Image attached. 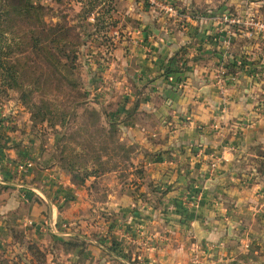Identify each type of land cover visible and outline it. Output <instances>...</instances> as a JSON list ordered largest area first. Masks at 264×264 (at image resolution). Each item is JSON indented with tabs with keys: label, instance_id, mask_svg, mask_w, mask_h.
<instances>
[{
	"label": "crops",
	"instance_id": "1",
	"mask_svg": "<svg viewBox=\"0 0 264 264\" xmlns=\"http://www.w3.org/2000/svg\"><path fill=\"white\" fill-rule=\"evenodd\" d=\"M167 1L188 18L160 15L141 0H108L124 30L108 34L110 54L84 64L87 103L116 126L126 143L119 149L130 147L125 167L78 183L49 156L54 142L50 148L23 129L25 120L0 110V187L36 221L56 225L53 237L80 248L54 260L264 264V38L221 18L264 21V0ZM7 122L15 125L8 131ZM27 162L29 171L18 172Z\"/></svg>",
	"mask_w": 264,
	"mask_h": 264
},
{
	"label": "rangeland",
	"instance_id": "2",
	"mask_svg": "<svg viewBox=\"0 0 264 264\" xmlns=\"http://www.w3.org/2000/svg\"><path fill=\"white\" fill-rule=\"evenodd\" d=\"M34 1L46 7L43 19H46L47 22L66 24L72 28L70 33L68 32L65 37V39L69 41V44L65 47L67 51L75 48V45H73L75 42L82 43L81 46L79 45L76 47L79 53L76 61L77 69L73 78H77L78 81L86 87V82L84 80L86 74L84 64L86 61L88 62L87 59H89V57L87 56H90L91 60H94L95 56H103L105 53L103 50L105 51L106 49L107 39L109 40L111 37L108 34L113 33L112 31L115 29H117L118 33H121L124 30L126 19L124 21L118 19L114 13H111L107 9L110 5L108 0H96L93 8L87 13L88 16L85 19H83L86 14L84 11L85 9H89L87 5L81 9L79 4H72L70 0ZM86 1L84 2L87 4L88 2ZM77 2H81V0H77ZM104 4L108 6L105 7ZM91 17L93 20L89 21L88 18ZM262 18L264 19V17ZM80 25L82 26L79 28L78 26ZM26 29L27 28L20 24L14 27H7L6 29L0 27V51L2 53L10 50L13 52L10 60L12 64H14L13 62L16 58H20L21 61L19 62L21 64L26 63L27 59H24V56L29 55L32 58V62L28 65L33 66L36 64L37 66L34 77L42 72L43 74L40 75L38 84L46 88L42 92H35L34 90L31 92L29 89L35 87V81L28 78L23 82L21 80L22 76L17 75V84L18 82H22V84L25 85L23 86L24 92L22 91L21 93L20 90L13 89V87L12 89L8 88L0 77V110H4L5 117L7 115L11 117V113L14 112V115L18 117L20 123H24L23 120H25L23 129L30 131L33 135H36L37 138L40 137L45 141L44 143L48 144L51 148L55 139L64 132V128L60 126L59 118L53 122L55 125L53 127V124L51 125L49 120H42L37 108L33 107V103L38 102V99L42 97L45 101L49 102V104H52L55 109H58L63 107L67 96L73 98L75 93L66 87H64V90L61 92L57 90L56 86L58 82L53 79L48 72L47 65L44 63L45 61L42 60L41 56L37 57L33 51L20 54L21 52L19 51L24 49L23 43L21 44V42L24 40L23 31ZM37 29L39 30V28ZM83 32H87V34L82 36ZM62 44L64 45V43ZM61 59L66 63L64 58ZM48 74L50 79H52L49 84L46 83L49 81L48 78L45 80ZM86 94H88V91ZM85 108L87 110L86 112L95 109L89 104H87ZM83 109L84 108H79V110H77V118L73 119L72 116L67 117L68 121H66L65 125L68 130L65 129V132L68 133L67 135H70L72 132L77 131L78 127H82L86 124L85 127L88 130L90 138L85 135V141H82L80 137L74 138L73 140L71 137H65V139L59 142L58 146L55 147L54 145L48 152L49 156L54 158L60 167L67 172H69L67 163L74 164V170L70 173L78 183L83 182V178H86L88 175L102 172L103 170H109L118 162L122 163L125 167V158L128 156V151L130 149V147H126L128 150H125L127 151L119 149V147L125 146L126 143H119L117 129L113 123L108 122L106 125L103 121L95 118L89 120L87 115L80 117V115L84 114ZM2 118L3 116L0 117V121H2ZM4 125L7 131L15 126L10 122ZM16 126L18 127V123ZM90 139L93 140L94 149H90L89 153L84 152L82 157H73L72 153L81 152L79 150L82 148L81 146L89 147L91 145L88 142ZM39 141L40 139L37 140V143H39ZM78 142H81V146L78 145ZM62 146H65L66 149L61 156L59 152L62 150ZM61 157L63 158L61 159ZM17 168L18 166H16V169ZM28 171L29 169H25V172ZM97 188L96 186V189ZM11 194L12 193H8V189L0 187V264H67L60 260H54V257L58 256V258H60L61 254L65 255L67 252L74 250L73 246L64 243L71 242L70 238L65 235H59L58 238L53 237L50 228L56 231L53 227L56 225H52L48 219H44L41 222L36 221L37 219L31 216L32 214L29 215L30 211L27 210L25 205L17 204L19 203L18 200L13 201L12 198L15 197ZM16 204L18 206H16ZM24 216H27L25 221H23ZM95 220H102V216H98ZM95 220L91 222V225H96ZM61 228L62 230L68 228L67 223H61ZM80 231H82V229H80ZM95 233V231L89 232V236L95 238ZM110 249H112V247H110ZM77 250H80V248L77 247Z\"/></svg>",
	"mask_w": 264,
	"mask_h": 264
},
{
	"label": "trees",
	"instance_id": "3",
	"mask_svg": "<svg viewBox=\"0 0 264 264\" xmlns=\"http://www.w3.org/2000/svg\"><path fill=\"white\" fill-rule=\"evenodd\" d=\"M84 1L81 0L79 3L80 8L82 9L85 5H87L89 6V9H85L84 13L86 14L84 15L83 19L87 18V13L91 11L96 0H87V4ZM104 6L107 7L108 5L106 6V4H104ZM45 8L46 7L41 3L34 0H0V27L6 29L7 27H14L15 25L20 24L21 26L27 28L25 31H23L24 40L21 42V44L23 43L24 49L19 51L21 52L20 54L33 51L37 57L41 56L42 60H44V63L47 65L48 72L53 77V79L58 82V85L56 86L57 90L61 92L64 90V87H66L75 93L73 98L67 96L63 107L58 109H55L52 104H49V102L45 101L42 97L38 99V102L33 103V107L37 108L42 120H49L50 124H53L52 127L55 126L53 122L59 118V124L64 128V132L55 139L54 145L56 147L61 140L65 139V137H71L72 140L74 138L80 137L82 141H85V135L89 137L88 130L85 127L86 124H84L82 127H78V130L72 132L70 135H67L68 133L65 132V129L68 130L67 126L65 125L66 121H68L67 117L72 116L73 119L77 118L78 115L76 114L79 108H84V114L80 115V117L87 115L89 120H92L93 118L98 120L100 119L99 113H97L98 111L96 109L86 112L87 110L85 107L88 104L86 99V88L78 81L77 78H73L77 69L76 61L78 59L79 53L76 47L79 45L81 46L82 43L75 42L73 44L75 45V48L67 51L65 47L69 44V41L66 40L65 37L68 32L70 33L72 28L66 24L47 22L46 19H43ZM111 8L112 7L110 5L107 7L109 11ZM81 26L82 25L78 27L80 28ZM37 28H39V30ZM86 34L87 32H83L82 36ZM109 40L107 39V41ZM62 43H64V45ZM12 54L13 52L11 50L5 51L4 53L0 51V77L3 83L5 82L8 88L12 89L13 87V89H18L22 93V91L24 92L23 86L25 85H23L22 82H18L17 84L18 77H16L17 75H20L22 76L21 80L23 82H25L28 78L35 81V87L29 89L31 92H33V90L35 92H42L45 90L46 87H41L40 84H38V79L43 73L41 72L39 75L34 77L37 66L36 64L33 66L28 65L30 62H32V58L29 55H25L24 59H27L26 63L21 64L19 62L21 61L20 58H16L13 62L14 64H12L10 61ZM61 58H64L66 63H64ZM228 66H230V64H228ZM47 78L49 81L46 83H51L50 81L52 79H50L49 74L46 76L45 80H47ZM88 142L91 144L89 147H83L80 145L81 142H78V145L82 147L79 149L81 152L72 153L73 157H82L84 152L89 153L90 149H94L93 140L90 139ZM65 149L66 147L62 146V150L59 152L61 156L65 152ZM62 158L63 157H61V159ZM67 168L69 172H72L74 170V164L67 163ZM64 243L71 245L74 248L77 247V244L74 242L69 241Z\"/></svg>",
	"mask_w": 264,
	"mask_h": 264
},
{
	"label": "built area",
	"instance_id": "4",
	"mask_svg": "<svg viewBox=\"0 0 264 264\" xmlns=\"http://www.w3.org/2000/svg\"><path fill=\"white\" fill-rule=\"evenodd\" d=\"M143 3H145L149 8L153 9L155 12H157L160 15L166 16L168 18L173 19H185L188 18V14H184L180 11V9L174 5L173 3L167 1V0H141ZM223 22L227 26L230 25H241L244 32L249 36L252 35V33H256L261 37L264 38V21L254 17V16H247L246 18L240 20L239 18L235 16H231L229 14H224L222 17ZM89 21H92V17L88 18ZM117 31H113V34L116 35ZM229 33H231V30L229 29ZM113 46V40L110 37V40L106 43V49L105 52L110 54L111 48ZM228 72V68L226 66V63L224 60H222L216 67V79L218 82H223L224 77ZM237 72H234L231 76L232 79H236ZM217 158L215 156H212L210 158V161L208 163V168L210 173H214L216 169ZM32 164L27 162L24 164H21L18 166L17 171L23 172L26 168L31 167ZM196 261V259H194Z\"/></svg>",
	"mask_w": 264,
	"mask_h": 264
}]
</instances>
